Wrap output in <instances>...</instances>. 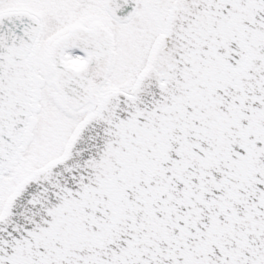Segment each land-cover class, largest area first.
Returning <instances> with one entry per match:
<instances>
[{"label":"snow or ice","instance_id":"obj_1","mask_svg":"<svg viewBox=\"0 0 264 264\" xmlns=\"http://www.w3.org/2000/svg\"><path fill=\"white\" fill-rule=\"evenodd\" d=\"M0 264H264V0H0Z\"/></svg>","mask_w":264,"mask_h":264}]
</instances>
